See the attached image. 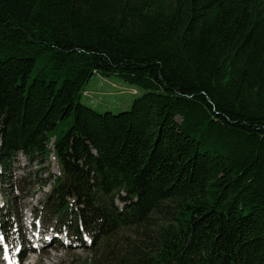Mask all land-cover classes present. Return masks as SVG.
I'll list each match as a JSON object with an SVG mask.
<instances>
[{
	"label": "trees",
	"instance_id": "obj_1",
	"mask_svg": "<svg viewBox=\"0 0 264 264\" xmlns=\"http://www.w3.org/2000/svg\"><path fill=\"white\" fill-rule=\"evenodd\" d=\"M94 75L144 93L99 113ZM0 143L54 155L41 217L134 230L93 264H264V0H0Z\"/></svg>",
	"mask_w": 264,
	"mask_h": 264
},
{
	"label": "rangeland",
	"instance_id": "obj_2",
	"mask_svg": "<svg viewBox=\"0 0 264 264\" xmlns=\"http://www.w3.org/2000/svg\"><path fill=\"white\" fill-rule=\"evenodd\" d=\"M84 90L86 95L82 94L83 104L99 113L115 114L128 111L134 101L144 93L141 88L126 83L120 77L106 78L99 75H94ZM137 91L139 94L134 95ZM49 149L54 150V145L51 144ZM3 173L4 177L0 175V235L5 236L6 241L15 248L23 246L25 254L22 264H93L98 261H110L107 258L111 249L124 250L125 244L134 240V230L128 229L109 242L104 238L96 239L91 248L90 237L86 236L84 241H79L68 229L58 226L63 232L53 245L47 246L42 237L44 233H52L53 229H56L55 221L40 217L39 211L52 191L55 178L60 175L55 157L30 162L26 156L20 154L11 170L1 174ZM116 204L123 208L120 201H116ZM37 217L40 224L35 222ZM73 217V214L69 215L70 219ZM38 238H41L43 249L37 243ZM66 238L69 241L65 245L70 244L69 248H64L60 241H66ZM108 249L110 250L105 253ZM0 264H7L2 257L1 248Z\"/></svg>",
	"mask_w": 264,
	"mask_h": 264
},
{
	"label": "snow or ice",
	"instance_id": "obj_3",
	"mask_svg": "<svg viewBox=\"0 0 264 264\" xmlns=\"http://www.w3.org/2000/svg\"><path fill=\"white\" fill-rule=\"evenodd\" d=\"M4 242V237H3V235H0V243H3ZM7 249H6V246H5V251H6Z\"/></svg>",
	"mask_w": 264,
	"mask_h": 264
}]
</instances>
